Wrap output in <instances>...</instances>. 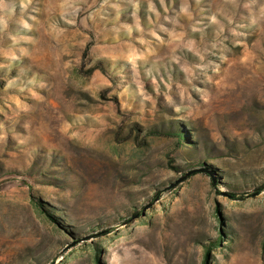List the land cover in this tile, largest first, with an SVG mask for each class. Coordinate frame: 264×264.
Listing matches in <instances>:
<instances>
[{
	"label": "rangeland",
	"instance_id": "1",
	"mask_svg": "<svg viewBox=\"0 0 264 264\" xmlns=\"http://www.w3.org/2000/svg\"><path fill=\"white\" fill-rule=\"evenodd\" d=\"M260 186L264 0H0V264H264Z\"/></svg>",
	"mask_w": 264,
	"mask_h": 264
},
{
	"label": "trees",
	"instance_id": "2",
	"mask_svg": "<svg viewBox=\"0 0 264 264\" xmlns=\"http://www.w3.org/2000/svg\"><path fill=\"white\" fill-rule=\"evenodd\" d=\"M264 192V186H260V187H257L255 190H254V193L251 194V195H260L261 193ZM230 196L235 199V200H243L244 198H246V196L244 195H235V194H230ZM205 263L207 264V261H205Z\"/></svg>",
	"mask_w": 264,
	"mask_h": 264
}]
</instances>
